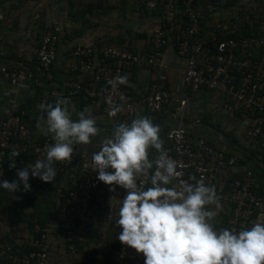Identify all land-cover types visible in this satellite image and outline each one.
I'll use <instances>...</instances> for the list:
<instances>
[{"label": "built area", "instance_id": "built-area-1", "mask_svg": "<svg viewBox=\"0 0 264 264\" xmlns=\"http://www.w3.org/2000/svg\"><path fill=\"white\" fill-rule=\"evenodd\" d=\"M196 1L148 0V10L151 13L162 10L163 20L149 32L151 44L144 52L108 44L98 46L94 43H80L75 54L81 61V74L89 77L66 81V85L89 99L100 100L106 114L109 112V99L114 103H124V111L117 114L116 118L120 123H130L139 114L140 102L128 84H132L131 77L135 67L145 65L156 70L155 79L150 83L144 99L145 107L151 113L161 112L173 102L172 91L167 85L165 58L167 47L174 37L176 53L183 64L180 69L182 85L194 92L208 89L221 93L224 113L229 117H236V113L241 111L240 117L246 120L247 140L264 137V85L257 80L255 74L245 70L251 66V62L239 58L237 54L238 50L245 52V47L254 44L264 46V33L262 37H245L239 40L229 37L212 41V45L207 41L204 43L205 38L201 36V15ZM213 1L209 0L211 8ZM215 14L218 15L219 12ZM139 32L144 33L142 29ZM60 40L56 20L51 18L34 48L38 63L44 69L56 61ZM236 71L243 73L240 84ZM3 72L13 85H20L32 75L26 68L18 66L5 67ZM118 75H127L129 83L113 88L109 81H115ZM121 94L127 97L126 102L120 101ZM58 96V89H47L38 99L37 106L53 104ZM188 103V97L181 100L177 109L180 117H185ZM163 141V147L178 163V171L181 172L178 179L188 180L195 176L208 185H215L219 197L228 201L230 217L226 228L240 230L258 220L264 221V196L253 189V171L247 165H240V154L231 150L228 143H218L212 135L194 136L181 121L167 130ZM50 143H54L51 137H47L42 143L32 142L28 125L16 111H8L6 116L0 115V179L6 173L9 151L32 154L34 163L38 158H45L46 145ZM74 149L71 160L55 164L57 175L52 182L56 183L66 174L69 178L67 183L58 187L59 196L65 197V201L60 204V215L54 224L66 215L68 205L80 198L84 204L81 229L114 225L119 218V208L126 190L112 185L106 190L102 203L98 202V193L105 183L97 179L98 173L94 170L91 156L75 145ZM155 154L156 150L152 157ZM235 173H241V177H234ZM35 179L38 185L43 183L39 178ZM140 182L146 187L149 184L147 177L139 178L138 183ZM62 187L69 191L68 194L63 192ZM45 231L44 229L40 240L33 242L36 249L30 251L19 253L17 243H3L0 247V264H33L34 261L45 264L52 250V243ZM66 235L72 238L75 232L69 229ZM122 247L119 253L123 259L118 260L120 264H144L142 254H137L134 249L123 244Z\"/></svg>", "mask_w": 264, "mask_h": 264}, {"label": "crops", "instance_id": "crops-1", "mask_svg": "<svg viewBox=\"0 0 264 264\" xmlns=\"http://www.w3.org/2000/svg\"><path fill=\"white\" fill-rule=\"evenodd\" d=\"M143 2L146 5L144 9H141L140 0H126L124 2L121 0V4L115 5L108 11L106 5L86 6L81 0H0V115L6 116L8 111H16L28 125L31 141L42 143L51 135L46 136L40 130L46 120L47 113L37 106L38 99L45 90L58 89L59 96L55 98L53 106L57 98L67 99L75 109L72 112L73 120L77 119V114L84 113L85 116L94 118L97 122L96 126L103 130L100 136L91 138L90 144L75 145L92 156L94 152L99 150L102 137L111 133L115 125L120 122L116 117H110L103 111V103L100 100L89 99L66 85V81H78L89 77V75L81 74V61L76 56L75 51L80 43H94L98 46L108 44L124 47L134 52L148 50L151 44L150 31L154 29L155 23L158 22L159 24L163 20V17L159 13H151L148 10V0ZM51 18L56 20L61 40L56 61L45 69L47 73H44L35 66L38 63V58L34 48ZM125 20L131 21L135 26L133 28L127 27L123 23ZM139 29H142L144 33L139 32ZM140 33L147 36H142ZM174 36L177 38L176 34ZM172 39L167 47L165 63L168 76L167 85L172 91L173 102L158 113H151L146 109L144 99L148 94L150 83L155 79L156 70L145 65H138L131 77L132 84H128L133 95L140 102L137 116H147L154 124H158L161 129V139L164 140L167 130L179 123L176 118V116H180L177 110L178 106L183 98L188 97L189 103L186 106L187 113L184 118L205 120L216 125L227 134L233 130L235 132L233 135L238 139V142L245 146L248 142L245 137L246 120L241 117H229L224 113L221 93L208 89L194 92L182 85L180 69L183 64L177 56L174 37ZM14 66L26 68L32 75L20 85H13L9 77L4 74L3 68ZM186 126L194 136L210 135L209 132L205 133L199 124H186ZM216 140L221 144L224 143L218 138ZM228 147L235 153L241 154L240 151L230 147V144ZM154 150H150V158H152ZM30 162H33V159ZM67 178H69L68 174L59 178L56 183L63 185L67 183ZM109 188L110 186L107 184L102 186L98 193V202L102 203L105 192ZM72 203L77 207L80 221L78 228L73 229L75 236L70 238L65 232L58 235L64 241L63 247L67 257L65 264H111L113 261L117 264L118 260L121 261L123 258L119 252L123 247L117 238L121 231L117 223L115 222L112 226H101L99 229L91 227L88 230H83L81 229V214L84 210V204L80 198ZM223 211L226 214L224 207H222L220 214H223ZM67 212L68 207L64 217L57 220L56 224H54L55 220L53 221L52 229L44 228L54 247L55 243L51 241L49 232L57 231L56 228L66 219ZM227 214H229V210ZM219 228H226V225L225 227L221 225ZM115 239L118 240V247L113 252V261H109L105 255L112 250V242ZM36 240L32 239L31 242ZM78 240L84 243V249L87 251H91L93 247H98V260H100L94 263L89 262L86 252H79V246L76 244ZM79 254L82 256L80 259L77 258Z\"/></svg>", "mask_w": 264, "mask_h": 264}, {"label": "clouds", "instance_id": "clouds-1", "mask_svg": "<svg viewBox=\"0 0 264 264\" xmlns=\"http://www.w3.org/2000/svg\"><path fill=\"white\" fill-rule=\"evenodd\" d=\"M109 83L113 88L127 85L129 77L118 75ZM119 99L127 101L123 94ZM108 103L110 117L124 111V103L111 99ZM41 108L47 115L40 130L50 134L54 143L46 145L44 159L17 169V180L0 181V187L14 199H20L14 195L17 192L31 191L30 176L46 183L54 181L56 162L71 160L74 145H88L103 131L84 113L73 120L75 109L67 99L57 98L54 106ZM160 131L149 117L137 116L130 123L116 124L91 156L99 181L126 190L116 221L121 244L142 254L144 264H264V221L240 230L217 228L222 204L216 186L195 176L178 179V163L163 147ZM151 149L156 150L152 158ZM19 155L12 153L13 157ZM9 167L16 168V160ZM141 177H147L150 186L138 183Z\"/></svg>", "mask_w": 264, "mask_h": 264}, {"label": "trees", "instance_id": "trees-1", "mask_svg": "<svg viewBox=\"0 0 264 264\" xmlns=\"http://www.w3.org/2000/svg\"><path fill=\"white\" fill-rule=\"evenodd\" d=\"M142 7L145 8L144 0H140ZM146 1V0H145ZM256 2L254 6L252 3ZM197 10L201 15L202 34L203 38H208L207 42L212 45V41H221L226 38L242 39L245 37H262L264 19L261 18L259 10L264 8V0H214L213 7H209V0H197ZM229 9L231 11H229ZM159 13L162 16L163 11L158 10L155 13ZM215 12H222L221 20H224L221 25L215 23ZM228 17V18H227ZM248 17V18H247ZM211 20V21H210ZM165 21V20H164ZM235 21L237 24L235 25ZM165 24V23H164ZM170 26L169 24H166ZM141 34V33H140ZM142 35V34H141ZM208 35V36H206ZM147 36V35H142ZM177 40V39H176ZM245 52L238 50V57L251 62V66L245 68L246 71H251L255 74L257 80L264 85V46H258L256 44L245 47ZM34 69V67L30 66ZM239 77H237L238 84L241 83L240 77L242 72L236 71ZM264 87V86H263ZM31 105V104H30ZM259 115V114H257ZM241 116V111L236 113V117ZM237 119V118H236ZM236 141L238 139L231 133H228ZM212 136L218 138L222 142L230 144V147L240 151L239 163L240 165H247L253 171L255 184L253 186L254 191L264 196V165L255 159L254 156L260 158L264 162V137L249 139L245 146L250 149L253 155L247 154L236 148L233 143L222 137L220 134L213 131ZM219 143V142H218ZM13 151L8 152L9 162H6V173L0 179V181L8 180L9 182L17 180V169L25 167L30 160L32 161V154L20 153L18 157L12 156ZM12 160H16V168H10L9 163ZM241 177V173H235L233 175ZM31 184V191L17 192L14 195L20 197V199H14L12 193L0 187V205H3L7 211V219L10 222V227L7 232L0 236V247L3 243L13 244L16 242L17 233L20 228H27L28 231L33 234V239H41L43 229L51 228L53 221L60 215L59 206L61 202L65 201V197L59 196L58 187L59 183H46L41 185L37 184L35 178L31 177L29 180ZM23 185L21 184V189ZM65 194H68V190L62 187ZM225 221H229V214H225ZM80 221L78 219L77 207L74 203H70L68 206L67 217L61 222L60 226L56 228V235L66 233L69 229H77ZM223 224L216 223V227H220ZM27 226V227H26ZM225 227V225H223ZM23 228V229H24ZM22 230V229H21ZM76 244L79 246V252H86V257L89 262H96L98 260V247H93L91 251L84 249V243L78 240ZM112 250L106 254V259L113 261L114 250L118 247V240L112 242ZM32 249H36L33 242L23 241L21 245H18L17 251L26 252ZM69 249V248H68ZM6 259V257H5ZM33 264H38L36 261ZM111 264H116L114 261ZM117 264H120L119 262Z\"/></svg>", "mask_w": 264, "mask_h": 264}, {"label": "rangeland", "instance_id": "rangeland-1", "mask_svg": "<svg viewBox=\"0 0 264 264\" xmlns=\"http://www.w3.org/2000/svg\"><path fill=\"white\" fill-rule=\"evenodd\" d=\"M81 1H84V3H85L86 6H88V5L96 6L97 4L102 5V6L106 5V6H108V11H110L112 8H114L115 5L121 4V0H81ZM124 1H126V0H122V2H124ZM252 4L254 6L257 5L256 2H253ZM229 11H231V10L229 9ZM259 13H260L261 18L264 19V8H261V10H259ZM219 14L220 15L218 17H216V18L214 17L215 23H217L218 27L224 21V20H221L220 21V18L223 19V17H224V16H222V12L219 13ZM214 15H215V13H214ZM234 24L236 25L237 22L235 21ZM157 25H158V22L153 25L154 28ZM206 36H208V35H206ZM207 39L203 40L204 43H205V41H207ZM218 125L221 126V124H218ZM199 127L205 133L209 132L210 135H212L211 133H213V130H211L207 126L202 125V124H199ZM231 133L234 134L235 132L232 130ZM206 136H209V135H206ZM241 140L243 141L242 137H241ZM220 202L222 204V207H224L226 209V211H227L228 210V205H227L228 204V201L225 198H220ZM224 212L225 211L222 212L223 214H219V216L216 218V223H221V224L227 226V223L228 222L225 221V216L226 215L224 214ZM9 227H10V222L7 219V211H6V209L4 208L3 205H0V236L3 235V233L7 232L8 229H9ZM23 228H20V231H18V233L16 235L17 238H16V242L15 243H17V245H21V243L23 241H29V242H31L32 239H33L32 238L33 237V234H31L28 231L27 228H24V229ZM49 235H50L51 241L53 243H55V247L52 245V250L50 251L49 258H48V260H47V262L45 264H65V260H66L67 257L65 255V251H64V247H63V243H64L63 239H61L58 235H56L55 233H53V231H50L49 232ZM82 254H84V253H82ZM77 258L80 259V258H82V256L79 254V257H77ZM69 259H73V258H69Z\"/></svg>", "mask_w": 264, "mask_h": 264}, {"label": "water", "instance_id": "water-1", "mask_svg": "<svg viewBox=\"0 0 264 264\" xmlns=\"http://www.w3.org/2000/svg\"><path fill=\"white\" fill-rule=\"evenodd\" d=\"M127 27L129 28H133L135 26L134 23H132L131 21L129 20H125L123 22ZM35 66L42 72L44 73H47V71L39 64V63H36ZM177 120L178 121H181L183 122L184 124H204L206 125L207 127H209L211 130H213L214 132L220 134L222 137L226 138L228 141H230L231 143H233L236 147H238L240 150H242L243 152H246L247 154H252V152L250 151V149H248L247 147H245L243 144H241L240 142L236 141L234 138H232L229 134H227L225 131L221 130L219 127H217L216 125L212 124V123H209L205 120H197V119H194V120H188L186 118H183V117H180V116H176ZM256 160H258L260 163H262L264 165V162L254 156Z\"/></svg>", "mask_w": 264, "mask_h": 264}]
</instances>
